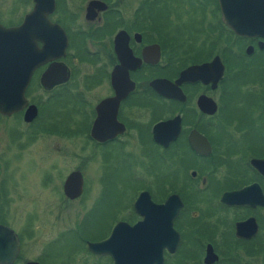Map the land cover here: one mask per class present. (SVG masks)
Returning <instances> with one entry per match:
<instances>
[{
  "label": "flooded vegetation",
  "instance_id": "flooded-vegetation-1",
  "mask_svg": "<svg viewBox=\"0 0 264 264\" xmlns=\"http://www.w3.org/2000/svg\"><path fill=\"white\" fill-rule=\"evenodd\" d=\"M25 1L21 18L0 21L8 30L0 35V131L17 152L33 145L36 162L59 158L64 139L87 153L76 154L80 163L64 178L58 163L49 188L52 173L40 171L47 190L27 193L22 207L31 213L35 204L33 215L40 209L53 230L40 246L30 222L36 216L19 229L4 220L0 170V225L18 241L11 264H113L87 245L108 239L118 223L139 225L142 239L169 241L152 264H264V36L224 26L218 0H51L45 18L65 45L31 71L30 29L22 43L11 33L33 10ZM43 39L38 48L61 43L55 31ZM155 81L167 89L159 92ZM30 106L35 115L26 121ZM172 119L174 137L163 145L153 128ZM94 158L103 169L121 161L129 192L107 227L85 229L84 237L76 225L63 228L62 210L94 203L79 202L84 164ZM72 172L81 193L68 199L63 183ZM67 229L80 250L53 252ZM130 236L120 231L116 249Z\"/></svg>",
  "mask_w": 264,
  "mask_h": 264
},
{
  "label": "rangeland",
  "instance_id": "rangeland-1",
  "mask_svg": "<svg viewBox=\"0 0 264 264\" xmlns=\"http://www.w3.org/2000/svg\"><path fill=\"white\" fill-rule=\"evenodd\" d=\"M28 8L25 0H0V21H15L22 17L23 13ZM79 147L75 141L71 139L63 140V152L61 156L46 158L36 162L34 156V146H26L20 151H15L8 146V138L4 132L0 131V170L1 176L4 175V186L6 188L7 205L4 208V220L12 227L19 229L26 220L30 221L32 217L35 220L32 222L34 234L38 245L45 243L51 237L52 231H48V225H45L46 216L41 210H37L38 214L34 216L36 205H33L32 212L29 213L22 207L23 202L27 200V193L46 191V187L41 188L39 183V172L43 170L52 173L51 183L49 188L55 185L58 180L54 177L55 170L58 168V163L61 165L63 178L68 171L73 169L80 163L77 153H87L86 149L79 152ZM38 163V164H37ZM83 184L85 187V195L79 202L87 203L88 210L80 205H68L62 210L63 228H69L73 225L81 230V234L85 236V229L94 232V229L107 227L109 217L112 214V209L121 204L128 195V189L125 186L129 185V181L125 176V169L121 161H109L106 167L100 165V161L94 158L84 164ZM13 181V186H11ZM124 187L123 189H121ZM121 189V190H120ZM80 206V207H79ZM81 208V209H79ZM91 229V230H90ZM84 231V232H82ZM88 238V237H87ZM49 249L56 253H66L68 251L80 250V243L74 236L72 231L64 230L55 245H50Z\"/></svg>",
  "mask_w": 264,
  "mask_h": 264
},
{
  "label": "water",
  "instance_id": "water-1",
  "mask_svg": "<svg viewBox=\"0 0 264 264\" xmlns=\"http://www.w3.org/2000/svg\"><path fill=\"white\" fill-rule=\"evenodd\" d=\"M32 1L34 3L32 12L23 19L17 28L11 31V33H14L20 38V43H22L24 31L30 29L31 71L51 57L49 55L50 51L61 55L65 45L61 30L57 26L50 24L45 18L46 13L52 8V1ZM45 3H48V5L45 6ZM218 3L221 9V20L223 25L230 28L235 34L240 36H264V0H218ZM35 20L38 21L37 27L35 26ZM45 31H55L61 40L60 46L52 50L46 46L38 48L36 42L44 43L43 34ZM6 33H8V30L0 26V35ZM46 78L47 74L42 75L41 82L44 83ZM164 83L165 82L162 81H155L152 85L156 90L162 92L167 89V85ZM34 115L35 108L30 106L24 114V119L29 121ZM174 122H177V119L157 124L153 128L154 139L165 145L169 139L174 137V135H172V124ZM81 186L82 180L80 174L78 172H72L64 180L63 193L68 199H74L80 195ZM166 205L167 203L162 206V209L166 207ZM165 227L167 229L170 228L169 222ZM139 229V225L128 227L123 223H118L114 226L108 239L99 243H89L87 248L94 254H109L113 260V264H152L153 258H155V256L161 257V250L163 248H168L169 241L160 237L154 238L153 240L142 239L139 237ZM120 231H124L131 236L122 240L121 246L116 249L115 244L119 243L118 234ZM148 246H152L154 249L152 253ZM155 252L156 255H154ZM17 253L18 241L16 235L8 227L0 225V264H11ZM152 255H154V257Z\"/></svg>",
  "mask_w": 264,
  "mask_h": 264
}]
</instances>
